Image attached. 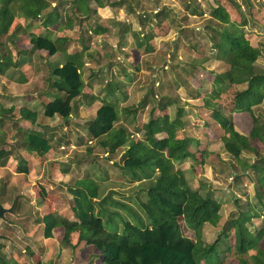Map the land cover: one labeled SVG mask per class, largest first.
Instances as JSON below:
<instances>
[{
  "label": "rangeland",
  "instance_id": "obj_1",
  "mask_svg": "<svg viewBox=\"0 0 264 264\" xmlns=\"http://www.w3.org/2000/svg\"><path fill=\"white\" fill-rule=\"evenodd\" d=\"M225 2L226 0H190V2H188V0H123V4H125L124 7L128 4L132 6L134 12L131 14H126L123 8L122 11L118 10L112 13L102 9L103 7L101 6H97L96 8L95 5L96 10L100 13H91V17L93 20L95 19L96 22L102 23L103 25L107 26L109 24L108 36L91 35L88 31L89 26L85 20L81 23L82 26L80 31H76L75 29L71 32L65 31V34L71 39L70 43L73 42L74 45L77 43L76 40L80 35L82 38L83 36L85 38L90 36L91 39H86V42L89 41L88 44L91 47L90 49L99 51L104 58V55L110 56V54L116 53V36L119 31L118 28L121 26L120 23L122 21H124V23L131 22L130 24L134 26V29L128 33L127 37H129V39L127 38L124 42H122V39H118L125 47L129 44L140 42L138 43L140 45L137 44L140 51H138L139 54L136 55L139 57L146 51L144 42H146V39L149 37L147 25L143 28L140 23L142 13L150 16V12L156 7L173 8L170 9L169 13L167 12L168 16L165 17V20L159 21V24L152 23V25L149 26V29L151 27L154 30L153 35L159 33L161 39H159V49L155 48V50H153L152 55L154 57H143L145 59H143L144 65L135 69L130 62L128 63L122 60L123 65L130 70L124 75L119 71V69L123 67L122 63L114 58L116 62L118 61V64L110 66L111 72L109 70L101 72L95 71L98 67H95L93 69L94 71H92L91 67L85 64L81 66L80 71L86 81L85 91H88L87 85L89 82L94 85L91 87L94 92L92 94L94 96V101L95 97L100 99L105 95L106 91L110 90L111 85L108 87L107 83L112 82L116 84L117 87L114 88V92L117 95L113 97L112 100H114L115 107L121 115V120L118 125L126 126L129 139L143 138V130H145V123L151 115V110L154 109L152 114L154 116L161 113L155 107L163 94L164 96L168 95L173 98L174 103L169 107L168 112L169 120L174 121L175 118H178L181 121L182 126L176 125L178 127L177 131L180 129L178 133L187 134V138H189L187 140L188 149L190 153H194L195 155L192 157L189 156L188 152H185L182 159L174 163L175 167L183 170L186 180L192 189L203 195L211 193L210 196L221 203V209L219 211L221 217L218 223L214 226L205 224L202 229V238L207 243L214 241L227 218L233 215L237 216L240 210L247 209L248 202L251 203L253 208L259 209L263 214L261 218H253L250 223L246 224L250 232H254L256 228L260 227L262 223L261 220L264 219V209L261 208L260 203L255 197V175L251 171H247L249 177H241L240 171L242 172V170H240L239 165L237 167L235 163L236 160L226 152L220 139V133L222 132L220 125L211 116V109L204 106V100L206 98L210 99L211 102L217 100V109L220 110L222 115L232 120L234 128L241 133H249L252 126V117L250 114L247 112H234L232 110L234 90L244 88L246 84L243 83L237 86H231L224 92L228 87V79L225 74L226 66H223V63L216 58V50L209 40L210 36L215 34L212 31L213 28L209 30L210 25L214 26V30L220 26L210 17L212 8L219 4L225 5ZM241 2V4L236 2L235 5H230L229 8L226 5L231 23L223 24L220 27L230 29L232 23L239 26L247 35L251 44L260 50L261 55L254 64L256 67L263 69L264 0H252L250 4L245 3L244 0ZM64 3L65 4H60L58 0H51V6L57 5L59 6L58 8H63L69 2L66 1ZM75 18L74 20H78L77 16ZM78 25L77 23V27ZM203 29H207L208 33H203ZM0 40L7 43L9 38L3 39L2 37ZM192 43L196 44L199 48V52H196L198 53L197 55L204 54L207 56V60L203 61L201 66H189L188 62L191 57L194 58L196 64L200 60L199 58H195L194 54L196 53L193 54L191 47L187 45H191ZM9 48L14 50V45L9 46ZM4 50L5 48L0 50V54H2ZM61 54L66 57V52H57L56 55L48 59L49 68L58 65V62L61 61ZM23 55L24 53L22 54V59ZM137 57L134 59H139ZM103 58L101 62H109L108 60H110L107 56L105 57L107 60ZM185 60H187V62H185ZM33 63L35 66V62ZM36 67L37 69L31 73L32 77L27 74L23 75L22 84L19 85L17 83H11L5 76H0V92L8 95L4 97L0 94V102L2 104L5 105L7 102H11L15 105H21L30 98L29 96L32 92L49 86L48 80H45L46 76L42 81L44 67L38 63H36ZM33 70L34 68H32V71ZM214 90L223 92L217 98L215 95L211 94ZM109 92V97L104 98L105 100H110L111 95ZM196 93L202 95L204 99L203 97H193ZM49 95V97H56L63 95V93L52 90ZM35 100L38 101L36 105H41L43 107V105L39 103L40 101L38 98H35L34 101ZM81 102L84 103L82 96L78 103ZM142 102H144V104H142ZM83 105L86 111L73 122L75 124L72 129L78 130L74 132H64L66 130L61 129L55 132L54 137H52V142L57 150L55 157H58V159L53 161V167L50 168V165L47 167V164L43 162L36 165V170L38 172V177L36 178H40L41 181H35L36 179H31L24 175L16 176L14 173H11L12 169L10 170L6 167L0 169V200L7 199L6 203L8 206L5 205L7 207L11 205L14 195L17 200V206H15L16 212L14 215L10 212H6V216L10 220L8 222H3V228H1L0 232L10 237V242L7 244L8 249H6L7 254L9 251L11 253L15 251L18 257H22L21 261L27 260L23 263L29 262L28 264H37L38 262H36V260L39 258L40 260L43 259L45 264H69L71 261L70 258L73 257V263L82 264L77 255L74 257V255L71 254V248L61 250V247L64 248L67 247V245H71L76 251H79L80 247L86 244L88 235H91L92 238L97 237L100 239L116 238L119 232H122L123 222L125 220L136 223L139 222L140 215L142 217L145 216L138 207L139 203L138 199L136 200V196L143 194L142 190L154 180L155 174L152 175L151 178L141 180L140 182L131 181L134 177H139L144 173L152 174L153 172L146 168L122 170L118 164H115V162L120 160V155L122 153L121 148L117 150L116 153L110 155L99 145L89 150L87 145L82 144L86 123L95 115V108L98 102H85ZM128 107L135 108L136 113L132 114L123 111L124 108ZM254 114L261 120L264 119V100L254 107ZM80 120L83 122H77ZM44 122H46V118L41 117L39 123ZM52 122L54 123L52 126L57 127L60 124V118L57 119V121L54 119ZM25 126V123L22 122L21 124V122H17L12 113H5L1 128L6 129L7 131H4L5 134H7V132L10 133V138L13 139L12 142L5 143L7 148H20L19 150L24 151V135L23 132L21 133L18 131V127L24 130ZM31 128H34V125H32ZM156 136L163 137L165 133H158ZM92 143L89 144V146H94L95 140H92ZM12 153L15 154V150H13ZM245 157H249L247 152L242 154V158ZM22 159L29 161V157L26 159V156H24V158L22 157ZM19 160L20 156L11 157V161L16 163H18ZM68 166H70V169L67 175H59L58 178H54L57 176L56 173L63 174V170ZM123 171H125V173ZM235 176L238 177L235 178ZM81 178L84 179L78 182L76 184L77 186L87 187L88 190L98 189V191L110 189L107 190V193L104 195H97L99 199L98 197L94 199L95 206L93 207V212L96 216L102 218L105 226L104 231H102V233L99 231H89V229L83 227L82 231L77 233V237L76 235L71 236L77 238H75L76 242H73L74 245H72L71 240L67 241L54 238L55 240L51 241L48 248L45 247L43 249L42 246L41 250L43 251L40 249L36 250L37 246H35L34 242L36 240H43L41 237L42 229L38 226V223H40L39 218L45 210V208L41 209V205L44 204V198L42 200L40 191H52L55 197L50 200L51 205L62 209V213L59 215H69L67 213H69V204L73 197L68 187H75L76 185L73 186L74 180ZM3 182L5 188L6 185L9 186L11 197L7 190H4V186L2 187L1 183ZM111 190H115L117 193L110 194ZM103 197H105V202L99 204L98 202ZM70 217H72V214ZM0 220L3 221V218H0ZM178 222L181 233L194 240L195 236L193 231L184 225L181 218H179ZM20 224L22 225V235L18 232V229H20L18 225ZM64 232L65 230L63 228L57 226L55 229V237L61 236L62 238ZM232 232L233 228L230 229L229 237H224L223 240L218 243L220 248L219 256H225L224 253L228 247L230 251H227L226 256L222 260L223 264H242L240 259L242 256H234L231 254L233 250L231 249L232 244L234 243V239L231 237L233 236ZM37 243L42 245L39 242ZM26 246L29 248V253L23 251ZM250 253H254V251L251 250L249 254ZM247 255L248 253L245 254V256L249 259L250 264H264V256L260 259L258 258L260 261H256L252 256L248 257ZM31 256L34 257L31 258ZM82 256L90 258L91 264H104L97 248L89 247L87 253H84ZM9 264L11 263L9 262Z\"/></svg>",
  "mask_w": 264,
  "mask_h": 264
},
{
  "label": "trees",
  "instance_id": "obj_2",
  "mask_svg": "<svg viewBox=\"0 0 264 264\" xmlns=\"http://www.w3.org/2000/svg\"><path fill=\"white\" fill-rule=\"evenodd\" d=\"M66 1L69 3L63 8H58L57 5L51 6V0H0V39L8 37L10 43L14 45V50L7 49L5 41L0 40V50L5 48L0 54V74H4L10 67L21 65L32 50H42L50 55L57 52L59 50L57 40L61 37L53 39L52 32L49 30V27L54 24L71 28L74 23L73 17L77 16L79 24L87 20L94 33L103 31V26L95 19L93 20L91 13H97L95 5H104V2L109 3V0H58L60 4H65ZM113 4L124 5L123 0L114 1ZM126 8L134 12L132 6ZM163 13H166L165 8L157 11L155 15L159 17ZM210 17L220 26L231 23L226 4L213 7ZM147 20H151L150 16L142 13L140 22L144 25ZM37 21H40L44 31L38 33L27 29L35 25ZM220 26L214 30V26L210 25L209 30L213 28L212 31L217 36L213 34L209 40L216 50V58L223 63V66H226L228 87L224 92L231 86L246 84L244 88L234 90L232 110L250 114L252 126L249 133L242 134L234 128L232 120L222 115L217 109V100L211 102L206 98L204 106L211 109V116L220 125L222 130L220 139L226 152L236 160L237 167L239 165L242 170L241 177H249L247 171L255 175V197L264 209V119L261 120L254 114V107L264 100V68H258L254 64L261 52L250 43L247 35L236 24L232 23L230 29ZM203 30V33H208L207 29ZM18 33L30 46L28 49L20 48L15 44ZM194 45L196 52H199L197 45ZM16 50L19 60L15 57ZM195 58H199V62L196 64L191 57L189 66H201L202 62L207 60L204 54L196 55ZM80 64L81 54L75 50L72 53H66V61L51 70L49 87L54 91L62 92L63 95L54 96L53 99L44 103V116L51 117L57 114L63 120L71 118V113L75 112L72 101L81 95V86L84 84L79 71ZM222 92L214 90L211 94L218 98ZM193 97H200V94L196 93ZM173 103L172 97L164 96V94L161 96L155 107L161 113L154 116L152 115L154 109L151 110V115L145 123L143 138H128L126 126L118 125L121 115L111 100L104 99L96 110L95 116L87 121L85 127L87 142L92 143V140H95L94 146H89L90 150L99 145L111 155L121 148L120 162L115 164H118L122 170L146 168L153 172L134 177L131 181L140 182L151 178L154 174L155 178L142 190L143 194L136 196L138 207L145 215L142 217L139 214V222L125 220L122 232H119L116 238L100 239L88 235L86 242L99 250L104 264H223L222 260L230 248L227 247L225 250V256H219L218 243L224 237H229L230 229L233 228L231 237L234 243L231 254L242 256L240 257L242 264H250L245 256L247 253L248 257L252 256L254 260L260 261L259 259L264 256V219L261 220L260 227L250 232L246 224L253 218L259 219L263 216L262 212L253 208L250 202L247 209L240 210L237 216L233 215L224 221L214 241L207 243L203 240L204 225L214 226L221 217L219 212L221 203L211 197V193L203 195L192 189L183 170L175 167L174 163L181 160L185 152L192 157L195 155L188 149L189 138L184 133H178L180 129L177 131L176 125L182 126L181 121L178 118L174 121L169 120V107ZM123 111L136 113V109L131 107L124 108ZM18 112L22 119L31 123L37 120L38 114L34 108L25 106L19 108ZM158 133H165V136L158 137L156 136ZM24 144L28 152L35 151L40 156L51 148L49 138L45 133L37 130L28 131ZM244 152H247L249 157L242 158ZM9 154L0 141V164ZM31 167V164L21 159L16 171L29 173ZM97 191L98 189L88 190L87 187L77 185L72 188L73 199L69 204V216L52 211L39 218V222L43 224V236L52 237V231L57 226L65 230L64 240H68L71 233L82 231L83 227L89 231L102 233L105 229L104 222L93 212L94 199L98 197ZM40 193L43 200L44 193L43 191ZM104 202L105 197L98 203ZM71 214L72 217H70ZM179 218L188 229L193 231L194 240L181 233ZM251 250L254 253L249 254Z\"/></svg>",
  "mask_w": 264,
  "mask_h": 264
},
{
  "label": "crops",
  "instance_id": "obj_3",
  "mask_svg": "<svg viewBox=\"0 0 264 264\" xmlns=\"http://www.w3.org/2000/svg\"><path fill=\"white\" fill-rule=\"evenodd\" d=\"M114 1H118V0H111L110 1L111 3L110 2L106 3V4L104 3V5H101V7H103L102 9L110 11L112 13H115L118 10L122 11V8H123L126 11L125 12L126 14L127 13L128 14L133 13V12L127 10V8H126L127 6H131L130 4L126 5V7H124L125 4L124 5H114V4L112 5V2H114ZM235 1L240 3V4L242 3L241 2L242 0H226L227 3L225 2V4L229 8L230 5H235V3H236ZM255 1H257V0H255ZM188 2H190V0H188ZM245 3L250 4V3H252V0H246ZM96 8H97V5H96ZM157 8H159V9H157ZM163 8H165V7H163ZM163 8L162 7L161 8L160 7H156L155 9H153L150 12L151 13L150 14V19L151 20H149V21L147 20V22H145L144 25L140 22L143 28H144L145 25H147L146 27H147V30H148L147 32L149 34V37L146 39L147 41L144 42V44H145L144 46L146 47L145 48L146 51L139 57H137L136 55L139 54L138 51H140V49L137 47V44L140 43V42H135L134 44L132 43V44H129L128 46L126 45L127 47L122 45V42L126 41L127 38L129 39V37H127L128 33L131 32L132 29H134V26H132L130 24L131 22H125L124 23V21H122L120 23L121 26H119V28H118V30H119L118 33L119 34L117 33V36H116L117 37V45H116V48H115L116 49L115 50L116 53H114V54H110L109 53L110 56L109 55H104V58L102 57L103 55L100 54L99 51H94V50L90 49L91 47L88 44L89 41L86 42V39H89V38L91 39L90 36H87L86 38L83 36V38H82L81 35H80L77 38V40H76L77 43L75 45H74L73 42L70 43L71 39H69V36H67L65 34V31L71 32L73 29H75L76 31H78V30L80 31L81 30V26H82L81 24H79L78 20H74V19H76L75 17H73L74 23H73V26L71 28H67L64 25L54 24L51 27H49V30H50V32H52L53 39H55L56 37H61V39L57 40L58 47H59V50H57V52L72 53L75 50H78L80 52V54H81V64L79 66V71L81 70V66H83V64H85L87 66H90L92 71H94L93 69L95 67H98L97 70H95V71L101 72V71H105V70L108 71L109 70L111 72L110 66L114 65V64H118V61L116 62V60H115V59H117V60L120 61V63H122V66H123V67H121L119 69V71H121L122 74L125 75V74H127V71H130V70H128V68L123 65V61L122 60H124V61H126L128 63L130 62V64L133 65L135 67V69H137L139 66L144 65L143 64V59L145 58L144 56H148L149 58H153L154 57L152 55L153 50H155V48L159 49V41H160L159 39H161L160 38L161 36L159 35V33H157L156 35H153L154 30L151 27L149 29V26H151L152 23L153 24H159V21L165 20L166 19L165 17L168 16V14H166V13L167 12L169 13L170 9H173V8L169 9V7L165 8V12L166 13H163V15H160L159 17L156 16L155 14L157 13V11H160ZM184 9H186V8H184ZM98 12L99 11H97L96 14H98ZM187 14H189V13H187ZM85 21H86L87 25L89 26L88 21L87 20H85ZM77 23L79 24L78 27H77ZM99 24L101 26H103V28H102L103 31H101L99 33H94V32H92L91 27L89 26V30H88L89 33L91 35H94V36H108L107 33L109 32V24L107 26L103 25L102 23H99ZM110 24H111V22H110ZM88 26H87V28H88ZM138 28H137V30H138ZM27 29L33 30V31L38 32V33L45 30L42 27V25L40 24V21H37L35 23V25L30 26ZM60 29H62V30H60ZM62 37H64V38H62ZM118 38L122 39V42H120ZM23 40L21 38V35L19 34L15 44L17 43V46L20 47V48L28 49L30 46ZM11 45L12 44L10 43V41H8L6 43V48L8 49L9 46H11ZM138 45H140V44H138ZM187 45H189L191 47L193 45V47L191 48V51H192L193 54L196 53V50H195L196 48L194 49V47H195L194 43H192L191 45L190 44H187ZM57 52H55L54 54L50 55V54H47L46 52H44L42 50H32L28 54V58H26V60L24 62L22 61L21 65H17V67H10L8 70L5 71L4 74H0V76L7 77V79L9 81H11V83L12 82L14 84L17 83L18 85L22 84L21 82H22L23 75L27 74V75H31V77H32L31 73L34 72L37 69L36 63H38L39 65L44 67V76H42V81L45 78V76H46L45 80H49L51 70L54 67H56V66H61L66 61V57L63 54H61L60 55L61 61L58 62V65L54 66L53 68H49L50 66H48V64H49L48 63V59H50L52 56L56 55ZM14 53H15V57L18 59L19 58L18 51L16 50ZM141 53H142V51H141ZM197 54L198 53H196L194 55L196 56ZM106 56L110 59V60H108L109 62H107V61L101 62L102 58L104 60L106 59L105 58ZM135 57H137L139 59L136 60V59H134ZM64 58H65V61H64ZM114 60H115V63H114ZM33 62H35V66L33 65L34 64ZM185 62H187V60H185ZM189 65H191V64H189ZM31 67L34 68L33 71H32ZM143 68H145V67H143ZM80 73H81V71H80ZM81 76H82V74H81ZM111 76H112V74H111ZM82 79L84 81V84L81 86L82 93H81V95H79L77 98H75L72 101V106L76 109V111L71 113V118H68V120H63L57 114H54L51 117H46V116L43 115V107L41 105H36V103L38 101H36V100L34 101L35 98H38L39 101H40L39 103H41L42 105H44V103H46V102L50 101L51 99H53V97H49L50 96L49 94L53 90L49 86H46V88H43L41 90H38V91L35 90L34 92H32L31 95L29 96L30 98H28L29 100L27 99L26 102L21 104V105H15L14 103H11V102H7V104L4 105V104H2L0 102V141L2 142V147L5 148L6 150H8L9 153H10L9 156L7 157V159H5V161H3V163L0 164V169L1 168L4 169L6 167L7 169L8 168L10 170L12 169L11 173H14L16 176L24 175V176L29 177L31 179H36L35 181H38V180L41 181L40 178H38V179L36 178V177H38V175H37L38 172L36 170V165L38 163L40 164L41 162H43V163L47 164V167H49V165H50L51 166L50 168H52L53 167V161L55 159H58L57 156L55 157V155L57 154V150L54 147V143L52 142V140H53L52 137H54V133L60 131L61 129L66 130L64 132H67V131L74 132L75 130H78V129H75V130L72 129V128H74V124H75L73 122H75L79 116L81 117L82 113L84 114V111H86L85 110L86 108L83 107L84 106L83 104L85 102H91V101L92 102H96V103L98 102V105L95 108V111H96L98 109V107L102 104V101L104 100V98H108L109 97V95H108L109 91H110L109 93L111 95L110 96L111 97L110 100L112 102H114V100H112V99H113V97H116V95H117L114 92V88L117 87L116 84H114L112 82L111 83H107V86L110 87V85H111L112 89L110 88V90L106 91L105 95L102 96L100 99L95 97V101H94L93 100L94 96L92 95L94 92L91 89V87L94 86V85L91 84V82H89V84L87 85L88 91H85L86 81L84 80L83 76H82ZM0 94L2 96H4V97L8 96L5 93H1L0 92ZM34 96H36V97H34ZM81 96L83 97L84 103L83 102L78 103L80 101V99H81ZM200 97H203V96L200 95ZM196 98H198V97H196ZM203 99H204V97H203ZM87 100H89V101H87ZM25 106H29L31 108H34L37 111L38 117H37L36 122L31 123L30 121L22 119L20 117L18 110H19V108L25 107ZM7 112L12 113V115L15 116V120L17 122H19V123L21 122V124L23 122V123L26 124L24 130L21 127H18V131H20L21 133L23 132L24 140H25V137H26V135H27L29 130L41 131V132L45 133L47 138H49V141H50V144H51L50 150L47 153H45L44 155L40 156L35 151L28 152V150L25 148V144H24V148H23L24 151L19 150L20 148H18V147H17L18 149H14V148L12 149L11 147L7 148V145L5 143L13 141V139L10 138L11 134L8 133V132H7V134H5L4 131H7V130L1 128V124L3 122V116ZM41 117L46 118V122L39 123ZM59 118H60V122H59L60 124L57 127L52 126V125H54V123L52 121L54 119H56V121H57V119H59ZM77 122L81 123L83 121L80 120V121H77ZM32 125H34V128H31ZM242 134H244V133H242ZM77 136H79V135H77ZM186 136H187V134H186ZM87 139H88L87 138V133H86V130H85V134H84L83 139H82V141H83L82 144L87 145V147H89V144H91V143H89V142L87 143V141H86ZM23 143H24V141H23ZM11 144H13V143H11ZM61 147H63V146H61ZM13 150H15V152H16L15 154L12 153ZM17 156H20V160L22 159V157L24 158V156H26V159L29 157V161H27V162L29 164H31V166H32L31 167V171L29 173H19V172L16 171V167H17L18 163L14 162V161H11V157L14 158V157H17ZM69 169H70V166L66 167L63 170V174L56 173L57 176H55L54 178H58L59 175H67L69 173ZM82 179L83 178L75 179L74 180L75 183L73 182V186H75L78 183V181H80ZM110 181H112V180H110ZM1 184H2V187L4 186V190H7L8 194L11 197V194L9 192V186L6 185V188H5L4 182L1 183ZM68 188L71 191V189L74 188V187L69 186ZM107 190H110V189H105L104 191H97L98 195H104L105 193H107ZM43 193H44V201H43L44 204L41 205V209L45 208V210L42 212L43 214H41V216H43L44 214H46L48 212H52V211H56L58 214L62 213V209L53 207L51 205V203H50V200L55 197V194L52 193V191H48V190H44ZM116 193L117 192H115V190H111L110 194H116ZM38 194H40V193H38ZM72 197H73V195H72ZM98 199H99V197H98ZM6 200L7 199L0 200V206H3L5 209H11V211L7 210V211H5V213L6 212H10L12 215H14V213L16 212L15 206H17V202H16L17 200H16L15 195L12 197V203H11V205L9 207H7L8 204L6 203ZM71 201H72V199H71ZM5 205H7V206H5ZM18 205L20 206L19 203H18ZM21 217H22V215H21ZM3 222H5V221L3 220V221L0 222V230H1V228H3V224H4ZM38 224H39L38 226H40L41 229H42L41 237H42L43 240H36L34 242L35 246H37L36 250H39V249L41 250L42 248L44 249L45 247L48 248V246L50 245L51 241H53L55 239H58V238L59 239H63V237L61 238V236H59L57 238L55 237V229H56V227L52 231V233H53L52 237H44L43 236V224L41 222L38 223ZM18 226L20 228V229H18V232L22 235V225L20 224ZM9 227H10V224H9ZM23 232H24V230H23ZM77 233L78 232L71 233L70 237L67 240V241L71 240L72 245H74L73 242H76ZM0 234L5 235V237H0V249H2L4 251V257L7 259L6 263L8 262L7 264H9V262H10L11 264H25V263L28 264L29 262L23 263L26 259L21 261L22 257H20V256L18 257L16 255L15 251H14V253H11L9 251V253H8L9 255L7 254V250L6 249H8L7 244L10 242V237L8 235H6L5 233H1L0 232ZM26 234H28V233H26ZM72 235H76V237L75 236L71 237ZM72 239H75V240H72ZM37 242L41 243L42 245H39ZM89 247L92 248V245H90V243L86 242V244H83L82 247H80L79 251H76L75 248L73 246H71V245H67V247H64V248L61 247V250H63V249L65 250L66 248H71V254H73L74 257L77 255L79 257V259L81 260L82 264H91L90 258H88L87 256H82L84 253H87ZM28 250H29V248L26 246V248H24L23 251L29 253ZM41 251H43V250H41ZM58 252H59V250H58ZM30 254H31V252H30ZM42 254H40V255H42ZM32 257H34V256H31V258ZM70 260H69L70 261L69 264H76V263H73V261H74L73 257L70 258ZM36 262H38L37 264H39V262H40V264H45L43 259L40 260L39 258H37Z\"/></svg>",
  "mask_w": 264,
  "mask_h": 264
},
{
  "label": "flooded vegetation",
  "instance_id": "obj_4",
  "mask_svg": "<svg viewBox=\"0 0 264 264\" xmlns=\"http://www.w3.org/2000/svg\"><path fill=\"white\" fill-rule=\"evenodd\" d=\"M1 218H3V220H4L5 222H8V221L10 220V219L6 216V213H4L3 217H1ZM0 237H5V235L0 234ZM0 262H3V264H7V263H6V258L4 257V251H3L2 249H0Z\"/></svg>",
  "mask_w": 264,
  "mask_h": 264
},
{
  "label": "water",
  "instance_id": "obj_5",
  "mask_svg": "<svg viewBox=\"0 0 264 264\" xmlns=\"http://www.w3.org/2000/svg\"><path fill=\"white\" fill-rule=\"evenodd\" d=\"M11 211V209H5L3 206H0V217H3L5 211Z\"/></svg>",
  "mask_w": 264,
  "mask_h": 264
}]
</instances>
